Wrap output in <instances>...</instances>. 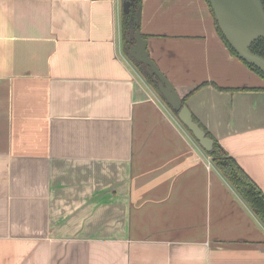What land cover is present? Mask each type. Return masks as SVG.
I'll use <instances>...</instances> for the list:
<instances>
[{
    "label": "crops",
    "instance_id": "crops-1",
    "mask_svg": "<svg viewBox=\"0 0 264 264\" xmlns=\"http://www.w3.org/2000/svg\"><path fill=\"white\" fill-rule=\"evenodd\" d=\"M123 0H0V264H264V223L122 44ZM150 56L264 191V78L207 0H142Z\"/></svg>",
    "mask_w": 264,
    "mask_h": 264
},
{
    "label": "water",
    "instance_id": "water-1",
    "mask_svg": "<svg viewBox=\"0 0 264 264\" xmlns=\"http://www.w3.org/2000/svg\"><path fill=\"white\" fill-rule=\"evenodd\" d=\"M214 14L216 24L226 41L236 50L239 57L251 63L264 72V57L250 49L252 41L264 37V4L262 0H208ZM130 0H124L122 8L129 11ZM141 7L137 9L135 19L138 23ZM135 42L130 46V55L137 61L147 65L150 74H156L158 87L166 102L177 111L179 120L187 127L194 138L206 151L211 150L213 138L194 120L188 105L182 103V98L176 86L170 81L158 64L149 55L147 38L141 35L137 28L134 32Z\"/></svg>",
    "mask_w": 264,
    "mask_h": 264
},
{
    "label": "trees",
    "instance_id": "trees-1",
    "mask_svg": "<svg viewBox=\"0 0 264 264\" xmlns=\"http://www.w3.org/2000/svg\"><path fill=\"white\" fill-rule=\"evenodd\" d=\"M208 1V0H207ZM142 0H130V12L133 13L138 7L141 6ZM264 4V0H262ZM137 26L129 19V15L122 12L121 17V31H122V44L124 51L128 53L129 43L131 42L130 31ZM218 28V26H217ZM219 30V28H218ZM224 42L228 46L229 50L236 56H238L236 50L226 41L221 31L219 30ZM250 49L264 57V37H258L252 41ZM241 58V57H240ZM242 59V58H241ZM244 60V59H243ZM245 61V60H244ZM255 72H258L264 78V72L257 66L245 61ZM137 64L141 67L147 80L151 85L158 90V79L155 75H149L143 64ZM182 103H186V96H182ZM174 110V109H173ZM175 113L176 110H174ZM193 115V114H192ZM199 125L205 130L206 134L213 138V146L211 150L206 151L210 156L214 164L221 171L228 182L234 187L238 194L246 201L251 207L253 212L264 223V191L254 181L252 177L242 168V166L231 156L227 150L221 145V143L211 134V132L193 115Z\"/></svg>",
    "mask_w": 264,
    "mask_h": 264
},
{
    "label": "flooded vegetation",
    "instance_id": "flooded-vegetation-1",
    "mask_svg": "<svg viewBox=\"0 0 264 264\" xmlns=\"http://www.w3.org/2000/svg\"><path fill=\"white\" fill-rule=\"evenodd\" d=\"M124 1V0H123ZM131 5V4H130ZM130 5H129V11L128 12H125L126 14H128L129 15V19H130V21L132 22V23H135V25L137 26L136 28H134V29H132L131 31H130V38H131V42L129 43V51H128V53H126V55L131 59V61L137 66V68L139 69V71L141 72V74L144 76V78L146 79V81H148L147 80V78H146V76H145V74H144V72L142 71V69H140L141 67L137 64V62L138 63H141V64H143V67L145 68V71L149 74V75H155L156 77H157V75L156 74H150L149 72H148V69H147V65L146 64H144L143 62H139V61H137L134 57H132L131 55H130V46L135 42V37H134V32H135V30L138 28L139 30H140V26H139V22L137 23L136 22V19H135V15H136V12H137V9L139 8H137L136 9V11L135 12H133V13H131L130 12ZM122 12H124L123 10H122ZM121 17H122V14H121ZM140 21V20H139ZM141 32V31H140ZM141 35L144 37V38H147V40H148V36L146 35V34H143L142 32H141ZM148 44V43H147ZM147 49H148V46H147ZM149 51V50H148ZM149 55H150V53H149ZM157 79H158V77H157ZM158 81H159V79H158ZM148 83H150L149 81H148ZM151 84V83H150ZM153 87V86H152ZM154 88V87H153ZM154 90L158 93V94H160L162 97H163V95H162V93L160 92V90H159V87H158V90L157 89H155L154 88ZM164 98V97H163ZM165 99V98H164ZM171 107V106H170ZM172 108V107H171ZM177 112V111H176ZM177 114V113H176Z\"/></svg>",
    "mask_w": 264,
    "mask_h": 264
},
{
    "label": "rangeland",
    "instance_id": "rangeland-1",
    "mask_svg": "<svg viewBox=\"0 0 264 264\" xmlns=\"http://www.w3.org/2000/svg\"><path fill=\"white\" fill-rule=\"evenodd\" d=\"M180 123L183 124L181 121H180ZM184 128H186V130L191 134V132L187 129V127H184ZM193 139L196 141V139L194 138V136H193Z\"/></svg>",
    "mask_w": 264,
    "mask_h": 264
}]
</instances>
